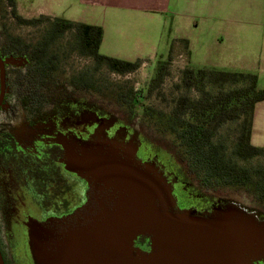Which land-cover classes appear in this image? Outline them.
<instances>
[{
    "label": "flooded vegetation",
    "instance_id": "obj_1",
    "mask_svg": "<svg viewBox=\"0 0 264 264\" xmlns=\"http://www.w3.org/2000/svg\"><path fill=\"white\" fill-rule=\"evenodd\" d=\"M0 4L5 3L0 0ZM1 22L0 15L3 264H34L28 236L32 223L62 233L71 228L78 215L95 205L99 194L86 179L67 168L64 145L71 143L113 146L121 155L133 152L141 164L156 163L172 184L175 212L207 215L221 206L204 196L207 191L181 175L177 151L172 145L163 148L154 142L152 128L142 129L138 135L130 126L119 123L103 105L85 95L93 89L73 82L80 74L60 80L58 59L49 65L35 49L36 43L31 45L7 33ZM133 248L134 259L138 254L146 255L152 250L151 240L140 236Z\"/></svg>",
    "mask_w": 264,
    "mask_h": 264
},
{
    "label": "water",
    "instance_id": "obj_2",
    "mask_svg": "<svg viewBox=\"0 0 264 264\" xmlns=\"http://www.w3.org/2000/svg\"><path fill=\"white\" fill-rule=\"evenodd\" d=\"M69 171L98 193L95 205L62 233L29 229L34 264H255L264 262V216L236 203L207 215L175 212L172 184L156 163L113 146L64 145ZM89 213V215H88ZM152 250L133 258V243ZM0 264H3L0 256Z\"/></svg>",
    "mask_w": 264,
    "mask_h": 264
},
{
    "label": "rangeland",
    "instance_id": "obj_3",
    "mask_svg": "<svg viewBox=\"0 0 264 264\" xmlns=\"http://www.w3.org/2000/svg\"><path fill=\"white\" fill-rule=\"evenodd\" d=\"M21 1L27 5L33 4L34 9L45 2L55 3L56 12L67 20L82 16L85 11L89 16L88 22L104 27L110 34V39L107 41L108 47L102 48L101 54L118 56V59H134L137 56L146 59L141 68L132 74L118 75L101 69L94 74L97 85L102 89L101 92L91 90L85 95L103 105L107 112L115 117V120L122 125L130 126L138 135L142 129L152 128L151 138L163 148L170 147L173 138L166 136L163 132L164 126L160 119H168L175 101L182 94H188L195 99L200 96L195 90L189 92L177 88V85L181 84L185 69L188 67L214 68L205 66V64L210 60H222L221 64H227L230 67L237 65L238 69L219 70L248 73V71L239 69L242 60L264 58V30L262 28L240 27L239 25L227 27L230 34L229 41H223L222 44L219 40L223 38L218 33L224 32V26L212 28L214 23L207 21L208 24L197 28V22L202 19L194 11L187 14V11L185 13V11L165 9L164 3H160L159 0H101L102 6L99 7H88L84 4V0ZM104 2L106 6L103 5ZM144 5H153L158 9L153 12H144L139 8ZM135 7L138 8L135 9ZM0 15L1 25H4L7 33L18 36L31 45L41 39L48 26L46 23L36 27L20 25L5 4H0ZM21 17L32 19L23 15ZM185 37L194 43L192 54L189 52V45L186 41L180 40ZM72 43L73 36L67 33L52 49V52L59 56L60 80L65 81L70 76L93 72L94 62L73 50ZM168 45L172 50L169 75L157 91L149 94L148 89L158 61L168 59ZM152 55L153 58L149 59ZM225 88L229 90L232 87L227 85ZM127 89H133L134 92L135 105L133 108L124 102H117L118 93L125 92ZM207 90L216 93L218 88L208 85ZM76 94L80 95V93ZM262 103L263 110L259 109L252 137V143L258 147L264 146V102ZM238 125L234 122L224 125L215 141H224L227 155L241 166L254 167L264 164V157L241 161L232 155ZM172 150L174 151V148ZM204 196L221 206L236 203L249 211L256 210L264 216V205L253 201L245 190L225 188L216 190V192H206Z\"/></svg>",
    "mask_w": 264,
    "mask_h": 264
},
{
    "label": "trees",
    "instance_id": "obj_4",
    "mask_svg": "<svg viewBox=\"0 0 264 264\" xmlns=\"http://www.w3.org/2000/svg\"><path fill=\"white\" fill-rule=\"evenodd\" d=\"M3 1L20 25H48L34 47L44 60H48L49 65L54 63L53 59L59 60V56L52 52L56 43L67 33L72 34V49L94 62L93 72L75 77L73 82L76 84L88 85L100 92L102 89L97 85L96 72L106 69L118 75H127L135 73L142 66L140 60L130 62L101 54L104 30L100 26L49 16L25 19L18 14L17 0ZM171 54L170 49L168 59L158 61L149 94L157 91L169 75ZM208 85L217 87L218 91H208ZM227 85L232 88L226 90ZM177 88L189 92L195 90L200 95L195 99L182 94L175 101L168 119H160L164 126L163 132L173 138L172 146L182 164L179 170L181 175L207 192L225 188L245 190L253 201L264 205V164L241 166L227 155L224 141H215L224 125L238 123L232 155L241 161L264 157V148L252 143L256 106L264 101V88L260 85L259 76L252 72L188 67L183 71L181 84ZM118 96L130 108L134 107L133 89L119 92Z\"/></svg>",
    "mask_w": 264,
    "mask_h": 264
},
{
    "label": "crops",
    "instance_id": "obj_5",
    "mask_svg": "<svg viewBox=\"0 0 264 264\" xmlns=\"http://www.w3.org/2000/svg\"><path fill=\"white\" fill-rule=\"evenodd\" d=\"M159 2L164 3L165 9L185 11V13L187 11V14L194 11L195 14L198 15L202 19V21L200 19H199V22L196 21L197 28L208 24L207 21H211L212 23H214L212 24V28H215L217 26H224L225 27L224 32L218 33L223 38V40H219V41H222V44H223V41H229L230 34L227 31V27H233L234 25L236 26L239 25L240 27H258V28L260 27L264 30V0H159ZM54 4L45 2L42 5H39L38 7H36V9H34L33 4L27 5L23 1L17 0V9L21 16L23 15L28 18H37L40 16H49L52 18H57V17L63 18L56 12L54 8ZM84 4L88 7L102 6L101 0H84ZM103 5L106 6V2H104ZM137 8L135 7V9ZM139 8L140 10L144 12H150V11L153 12V11H157L158 9L153 5H144ZM87 14L88 13L87 12L85 13L84 11L82 16L80 15L78 17L72 18L70 19V21L100 26V25L88 22L89 16ZM102 28L104 30V37H103V41L101 44L100 52L102 48L108 47L107 41L110 39L109 38L110 34L106 32V29L104 27ZM180 40H185L189 42L188 43L189 52L190 54H192V48H193L192 46L194 44L193 41H191L190 39H187L186 37ZM170 45H168V47ZM170 47L168 49V52L171 49ZM108 56L113 57V58H119L118 56L115 57L109 54ZM151 58H153V55L149 59ZM122 60L130 61V62H135L137 60H140L143 62L146 59L142 58L141 56L140 57L137 56L134 59H122ZM221 61L222 60H217V61L210 60V62L206 63L205 66L214 67L217 69H227V70L235 69V68L238 69L237 65H235L236 67H234L233 65L230 67L227 64H221ZM239 69L252 72V73H256L259 76L260 85L264 88V58L244 59L240 62ZM262 105L263 103L261 102L256 106L254 123H255V119L257 118V116H259L258 115L259 109L263 110L261 107ZM253 129H254V125H253ZM253 132H252V137H253ZM262 148H264V146H262Z\"/></svg>",
    "mask_w": 264,
    "mask_h": 264
}]
</instances>
